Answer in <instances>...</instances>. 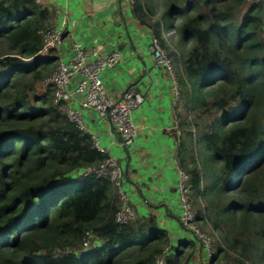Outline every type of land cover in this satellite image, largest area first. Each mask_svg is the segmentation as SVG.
<instances>
[{"label":"trees","instance_id":"obj_1","mask_svg":"<svg viewBox=\"0 0 264 264\" xmlns=\"http://www.w3.org/2000/svg\"><path fill=\"white\" fill-rule=\"evenodd\" d=\"M132 13L170 59L177 162L215 262L264 264V0H134ZM49 20L36 0H0V264H158L164 232L152 218L115 222L110 179L76 176L107 154L51 86L38 93L58 64L55 49L41 53ZM89 231L99 245L73 253ZM168 252L163 264L187 260Z\"/></svg>","mask_w":264,"mask_h":264},{"label":"crops","instance_id":"obj_2","mask_svg":"<svg viewBox=\"0 0 264 264\" xmlns=\"http://www.w3.org/2000/svg\"><path fill=\"white\" fill-rule=\"evenodd\" d=\"M36 2L48 11L47 28L64 24L63 42L54 48L58 62L72 60L74 45L87 52L92 48L119 52L121 60L104 69L101 78L112 98H118L130 87L143 97V104L132 113L137 134L131 147L120 145L110 123L100 119L96 111L80 109L81 97L71 94L77 78L69 84L65 105L81 110L83 131L123 169L121 186L137 220L152 218L168 239V253L187 258L184 264H205L196 237L179 222L182 207L175 189L180 170L178 111L173 107L171 76L153 63L151 30L136 19L127 0ZM169 36L173 42L170 34L165 35L166 41ZM37 89L43 92L44 83L38 84Z\"/></svg>","mask_w":264,"mask_h":264},{"label":"built area","instance_id":"obj_3","mask_svg":"<svg viewBox=\"0 0 264 264\" xmlns=\"http://www.w3.org/2000/svg\"><path fill=\"white\" fill-rule=\"evenodd\" d=\"M132 6L134 0H127ZM64 24L58 28H47L39 31L42 39L41 53H48L51 49L57 48L63 42ZM154 65L162 69L171 76L173 82V107L179 103V90L172 71L170 59L161 45L158 38H152L150 47ZM74 57L69 62L59 61L55 71L44 79L45 86L53 88V103L59 105L67 100L68 87L72 79L77 78V85L71 92L74 96H80V109H91L96 111L100 119L108 121L112 127V132L116 135L122 147H131L136 138V126L132 119V113L143 104L142 95L136 93L132 87L128 88L118 98H112L107 94L106 87L101 78V72L109 67H114L121 60L117 51L103 52L99 48H92L88 52L74 45ZM65 114L74 122L80 130H84L80 111L68 105H64ZM180 136V130H177ZM96 149L104 154L106 150L98 147ZM96 175L109 178L118 194L120 205L115 214V222L125 225L137 220L136 213L129 204L128 199L122 189L123 169L116 159L107 154L104 162L98 166L89 167L76 172V176L83 177ZM176 182V192L181 202L182 213L179 222L183 228L191 232L200 244L203 252L205 264H228L226 262H215L214 239L203 233L195 222L196 213L191 202V185L189 176L183 170H179ZM99 239L93 232H86L82 244L73 253H82L98 246ZM166 249L159 257L158 264H163ZM70 250L56 251V256L70 253Z\"/></svg>","mask_w":264,"mask_h":264},{"label":"rangeland","instance_id":"obj_4","mask_svg":"<svg viewBox=\"0 0 264 264\" xmlns=\"http://www.w3.org/2000/svg\"><path fill=\"white\" fill-rule=\"evenodd\" d=\"M170 35L174 36L173 34H170ZM170 37H171V36H169V37L167 38V41H168V42L170 43V45H171V44H172V41L169 40ZM177 73H178V72H177ZM178 74H179V73H178ZM38 93H41V92L38 91ZM201 149H202V146H201ZM191 202H192V204H193V206H194V211H195L197 217H201L200 203L198 202V200H197L196 198L193 199V197H192ZM200 219H202V218H200ZM197 225H198L199 229H200L203 233H205V234H207V235L213 237V236H212L213 233H210V231H209V230H210L209 227L203 226L202 222H200V223L197 224Z\"/></svg>","mask_w":264,"mask_h":264},{"label":"clouds","instance_id":"obj_5","mask_svg":"<svg viewBox=\"0 0 264 264\" xmlns=\"http://www.w3.org/2000/svg\"><path fill=\"white\" fill-rule=\"evenodd\" d=\"M171 34H173V33H171ZM174 35V34H173Z\"/></svg>","mask_w":264,"mask_h":264}]
</instances>
